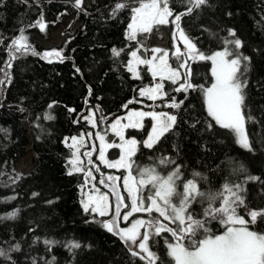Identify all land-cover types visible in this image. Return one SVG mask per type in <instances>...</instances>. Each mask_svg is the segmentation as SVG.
Segmentation results:
<instances>
[{
	"label": "trees",
	"instance_id": "trees-1",
	"mask_svg": "<svg viewBox=\"0 0 264 264\" xmlns=\"http://www.w3.org/2000/svg\"><path fill=\"white\" fill-rule=\"evenodd\" d=\"M118 2L92 1L80 12L75 0H0V252L4 253L0 264H145L131 255L118 236L101 226L106 217L84 211L83 173L68 174L71 150L63 140L88 135L90 127L84 120L88 109L102 112L98 131L108 142L114 138L108 122L128 109L175 115L173 128L151 149L142 143L150 129L149 118L143 120V128L126 130V137L138 141L133 168L155 167L167 175L180 166L184 181L198 172V187L206 193L219 192L225 184L240 185L248 208L264 210V0H207L179 22L196 48L207 55L224 50L225 39L241 41L235 51L248 57L241 60L240 78L246 84L242 113L251 151L235 143L234 137L207 115L200 87H208L212 80L210 61H188L194 89L176 92L182 80L177 84L165 80L167 95L163 99L138 97L139 90L155 80L144 65L138 69L139 78H134L127 64L133 50L138 49L143 57L147 37L140 33L136 40L127 38L136 0H127L129 7L112 15ZM188 6L186 0H170L174 15ZM68 16L78 25L51 48L61 56L42 59L47 49L33 39L40 28L37 22L42 18L45 28L41 33L47 37L49 29ZM22 29L31 49L40 55H32L31 49L24 55L15 53L9 67V45ZM229 29L235 32L234 37L229 36ZM113 49L119 56L113 55ZM182 62L183 56L169 55L173 68ZM173 99L180 106L165 107ZM209 123L213 127L209 128ZM28 144L35 167L32 172L18 174L14 167ZM116 152L111 149L108 154L113 158ZM162 158L171 163L161 165ZM214 206H219V201ZM207 207V202H196L189 211L204 219ZM241 210L238 213L247 219ZM10 213L15 215L8 218ZM132 217L130 220L150 218L147 213ZM206 226L214 233L224 229L216 221ZM249 227L264 232V218ZM165 239H171L168 233L155 237L151 248L160 257L158 264H173L166 254ZM72 243L80 247L71 248Z\"/></svg>",
	"mask_w": 264,
	"mask_h": 264
},
{
	"label": "snow or ice",
	"instance_id": "snow-or-ice-1",
	"mask_svg": "<svg viewBox=\"0 0 264 264\" xmlns=\"http://www.w3.org/2000/svg\"><path fill=\"white\" fill-rule=\"evenodd\" d=\"M82 0H75L77 7L81 5ZM189 5L184 12L174 15L170 8V0H136L135 7L131 8V22L128 24L127 38L136 40L138 33H149L154 25H163L169 23V17H173L171 23L176 25L177 32L181 37L185 53L179 49L172 53L177 59L184 56L185 59L179 64V68H173L168 63L169 53L165 50L152 49L151 59L141 58L138 55V49L130 53L132 59L128 61V71L134 78H139L136 70L137 65H147L148 72L155 80L159 77V82L152 87H146L139 91L141 97L156 101L163 99L167 93L164 91V81H170L177 84L182 80L176 92H187L194 89L190 82V65L192 61H211V75L214 82L210 87H200L203 101L206 106L207 115L215 121L220 128L227 130L240 147L252 150L244 128L245 116L242 113L244 106L243 89L246 86L241 80L243 72L241 71V60H248V57H242L235 51L241 47L239 39H225V47L222 51H216L211 55L200 52L196 45L185 35L180 28V21L183 16L191 15L195 9L200 8L207 3V0H186ZM127 0H120L113 7L112 15L128 8ZM40 30L44 31L45 25L42 18L37 22ZM229 36H235V32L228 30ZM176 33H174L175 37ZM234 45V48L228 47ZM31 49L27 43V37L24 30L18 37L14 38L9 45V60L7 65L11 66V61L16 58L15 53L26 54ZM157 53H162L157 57ZM32 55H40L34 49H31ZM119 51L113 49V55L119 56ZM51 56L59 58V51L45 52L42 59H48ZM49 62L51 60L49 59ZM179 69H184L181 73ZM244 72L247 71V65L244 66ZM134 101H129V104ZM180 103H183L182 101ZM179 103L172 100L165 107L178 108ZM51 107V105H49ZM127 107V105H125ZM145 117H151L152 127L147 138L143 140V147L151 149L160 139L168 133L176 123L177 117L166 112L156 111H130L126 117L116 118L110 125L111 131L119 137L120 143L107 142L105 134L97 132L95 139L99 141L97 160L109 169H124L125 173L121 177L108 175L100 179L99 183L107 187L111 196L115 198V210L110 219L101 221V226L118 236L129 248L133 257H138L145 264H158L160 257L152 251L151 241L155 237H160L168 233L171 239H165L167 256L174 264H264V232L250 230L249 225H256L258 219L264 218V210L249 209L244 198L240 195L243 191L240 185L225 184L219 192H203L198 187L197 177H201L198 172L192 173V178L186 181L181 180L182 173L180 166L170 171L167 175H161L155 167H145L134 169L135 161L133 157L137 151L138 141L135 138H125V129H140L144 125L142 121ZM47 119H52L46 115ZM88 123L93 127L96 121L92 117H86ZM251 119V117H248ZM127 120V123H122ZM211 128L213 125L208 124ZM89 138L92 134H88ZM71 153L72 159L69 164L73 171L83 173L85 186L90 180H95L92 168L96 172L100 171L93 162V152L86 151L83 156L87 158V165L91 166L86 170L85 161L81 159L80 147L83 146L84 136L81 135L79 141L72 137ZM118 148L120 150L119 158L109 160L106 152L108 149ZM95 150V149H94ZM161 165L171 163L167 158H162ZM136 172V175L133 172ZM250 180H257V177H248ZM123 182V191L127 197L121 195L118 181ZM180 181V184H177ZM182 189V190H178ZM33 195H36L33 193ZM14 198V197H13ZM11 199V198H10ZM130 201V203L126 202ZM219 201V206H214V202ZM207 202L208 207L204 209V219L195 218L189 211L193 203ZM85 212L91 211L104 217L109 215V194L101 193L98 188H93V194L87 195L86 200L81 201ZM130 209L121 213V209ZM238 209H243L247 215L238 213ZM134 213H147L149 219H133L130 226L126 228L119 227L118 219L129 221ZM157 213L158 215H153ZM15 213H10L11 218ZM162 218V219H161ZM212 221L218 222L224 231L221 234H215L206 225ZM167 222V223H165ZM170 225H174L172 227ZM143 229V231H141ZM46 243H54L46 241ZM19 247L18 245L16 246ZM71 248H78V243H72ZM0 252V255H3Z\"/></svg>",
	"mask_w": 264,
	"mask_h": 264
},
{
	"label": "rangeland",
	"instance_id": "rangeland-1",
	"mask_svg": "<svg viewBox=\"0 0 264 264\" xmlns=\"http://www.w3.org/2000/svg\"><path fill=\"white\" fill-rule=\"evenodd\" d=\"M92 1H97V0H82L81 5L79 7L76 6L77 10L80 11V12H83L84 9H85V6L88 3L92 2ZM101 1H105V0H101ZM171 20L172 19H170V17H169V21H170L169 23L163 24V25H154L151 32L145 33L147 39H146L145 46L143 48L144 49V55H143V57L141 56V58L151 59L152 56H153V53H152L151 50L155 49V48H159V49L165 50V51H167L169 53V55H172V53L176 52L177 49H179L180 52L185 53L186 49L184 47L183 41H182L181 37L179 36V34L177 32L176 25L171 23ZM130 22H131V18H130ZM77 25H78V22L75 20V18L73 16H68L58 26L50 28L49 32L47 34V37H44L42 35V33H41L42 31L39 28V30H37L35 32V35H34L33 39L36 40L37 42H39L43 47H45L47 49L46 52H51V51H53V49H51V48L58 46L61 43L63 37L68 35V34H70L71 32H73V30L76 28ZM174 33H176L175 37H174ZM138 34H140V33H138ZM161 54L162 53H157L156 55H157V57H159V55H161ZM130 59H132L131 56L129 57V60ZM184 59H185V57L183 56V60ZM168 63H169V57H168ZM210 63H211V61H210ZM140 66H143V65H137L136 66L137 72H138V69H139ZM144 66H146V68L148 69L147 65H144ZM149 74L151 75V73H149ZM131 75L133 76L132 73H131ZM157 82H159V77H157L155 79V83H157ZM213 82H214V78L212 77V80H211V82H210L208 87H210ZM155 83L153 85H151V86H148V87L154 86ZM144 88H146V87H144ZM141 89H143V88H141ZM138 97L139 98H146V97H141L139 95V93H138ZM205 109H206V106H205ZM130 111L166 112V111H159V110H155V109H148V110H145V109H142V110H140V109L139 110L128 109V110H126L123 115H121L119 117H115V118L111 119L108 122V131H109V133L111 135L114 136L112 141H109V142L116 143V144L120 143L119 137H117L111 131L110 125L115 121L116 118L126 117ZM166 113H168V112H166ZM86 117L94 118L95 121H96V126L93 127L91 124H89L88 120L86 119ZM101 118H102V112L100 110H97V113H96L93 109H88L86 115H84V120L86 121L87 125L90 127V132L89 133L92 134V137L89 138L88 135L82 134L84 136V143H83V146L80 147V156H81V159L85 161V168L87 170L88 168H91V166L87 165V163H86L87 158L83 156V153L86 152V151H92L93 152V157H92L93 162H94V164L97 167L100 168V171L96 172L95 168H92L93 176H95L96 179L95 180H90L89 183L86 186H85V183H83V185L81 187V194H82V200H86L87 199V195L93 194V188L94 187L98 188L101 193L109 194V204H110V206H109V215L108 216H104V217H106V220H108L114 214L115 204H113V202H112L113 197L111 196V193H110L109 189L107 187H105L104 185L100 184L99 181H100L101 178L106 177L108 175L121 177L122 175H124L126 173H125L124 169L117 170V169L106 168L103 164H101L99 162V160L96 159V157L98 156L99 141L95 139V134L97 132H99L98 131V124H99V119H101ZM145 118H149L150 119V129H149V132H150L153 122L151 120V117H145ZM122 123H127V120H122ZM142 123H143V121H142ZM244 128H245V125H244ZM126 130L127 129H125V133H126ZM74 137H76L77 140L79 141L81 135L80 136H74ZM71 138L72 137L64 138L63 143H64V145L66 147H68L71 150V153H72V151L74 149L70 147V145H72V139ZM125 138H132V137H126V135H125ZM146 138H147V136H146ZM106 141H107V139H106ZM29 147H30V144H28L27 147H26L25 155L17 161V163H16V165L14 167V170L18 174H26V173L32 172L34 170L35 163L33 161V154L31 152V150L29 149ZM111 149H115L117 151L116 152L117 153L116 157L112 158V157L109 156L108 152ZM111 149L107 150L106 155H107V158L109 160H113L114 161V160L119 158L120 150L118 148H111ZM70 159H72V156L70 157ZM101 167L106 169L107 172H103ZM71 168H72V165L69 164V169H71ZM73 172H75V171H73ZM117 183H118V186H119V188L121 190V195L127 197V193L123 191V182H122V180L118 181ZM126 202L130 203V201H126ZM81 205H82V203H81ZM127 210H130V209L122 208L121 213L123 214ZM239 211L241 212L242 210L238 209V212ZM134 214H136V213H134ZM97 215H99V214H97ZM131 218H133V217H129V221L130 222H131V220H130ZM136 219H142V218L137 217ZM118 222H119L118 223L119 227H121V228H126V227L130 226V222H128V221L126 222L122 218H119ZM165 223H167V222H165ZM250 230H253V229H250ZM141 231H143V229H141ZM223 231H224V229L221 230V231H217L215 234H221ZM173 264H174V262H173Z\"/></svg>",
	"mask_w": 264,
	"mask_h": 264
},
{
	"label": "water",
	"instance_id": "water-1",
	"mask_svg": "<svg viewBox=\"0 0 264 264\" xmlns=\"http://www.w3.org/2000/svg\"><path fill=\"white\" fill-rule=\"evenodd\" d=\"M113 202H115V198L113 197Z\"/></svg>",
	"mask_w": 264,
	"mask_h": 264
},
{
	"label": "flooded vegetation",
	"instance_id": "flooded-vegetation-1",
	"mask_svg": "<svg viewBox=\"0 0 264 264\" xmlns=\"http://www.w3.org/2000/svg\"><path fill=\"white\" fill-rule=\"evenodd\" d=\"M118 221H119V219H118Z\"/></svg>",
	"mask_w": 264,
	"mask_h": 264
}]
</instances>
